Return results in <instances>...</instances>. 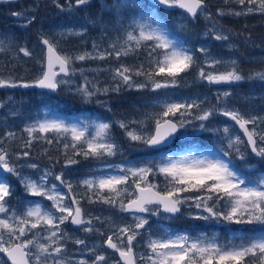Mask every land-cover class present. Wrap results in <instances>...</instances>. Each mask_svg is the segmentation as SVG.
Listing matches in <instances>:
<instances>
[{
	"label": "snow or ice",
	"instance_id": "1",
	"mask_svg": "<svg viewBox=\"0 0 264 264\" xmlns=\"http://www.w3.org/2000/svg\"><path fill=\"white\" fill-rule=\"evenodd\" d=\"M229 2L239 5V10L218 8L217 15L238 17L253 13L264 14V0H225L226 4ZM52 3L61 11L70 12L74 8L89 5L91 0H66V5L61 4L60 0H52ZM130 7L133 14L127 25H124L125 10ZM158 8L165 11L178 8L182 10V15L191 19H195L198 13L203 14L205 19L213 23L208 34L217 41H229V35L225 34L227 30L217 27L213 22V14L207 10L206 0H150L149 3L139 0L132 4L129 0H113L111 5L102 2V14L111 12L117 17L115 26L123 28L122 36L111 39L107 47H104L103 40L107 39L105 31L101 43H92V51L85 50L74 55L61 54L57 42L42 36L40 75L31 81L11 77L5 79L0 76V88L36 86L54 92L64 86L69 91L74 88L75 93L82 99L90 101L101 92H119L121 86L134 89L151 88L153 92L173 88L180 83V74L193 67L198 69V77L209 83H233L245 79L264 81V70L254 71L246 77L235 59L227 62L218 60L206 47L198 49L204 57L203 61H199L192 49L186 48L183 42L173 38L163 18L156 12ZM12 15L24 18L28 25L35 20L34 15L26 17L23 12H14ZM86 32L87 28L84 27L79 32L67 29L61 36H83ZM14 42L12 35L0 33V52L11 50ZM229 47L235 45L229 41ZM142 49L147 50V67L145 63L131 66L119 63L117 67L107 69L112 74V80L116 82L112 88H100L96 82L83 76L84 70L75 68L77 61H104L114 58L119 62L122 57L135 55ZM20 54L35 58L26 45L18 47L16 55ZM225 64L227 70L215 71L218 65ZM77 72L83 76L81 84H74L71 79ZM230 95V92H224L217 99L226 100ZM203 103L195 99L191 102L165 101L159 112L145 113L144 120L118 123L131 141L159 150L180 135L182 129L192 125L187 117L193 114V110H199L194 118L200 122V129H205L204 122L220 112L240 130L237 132L233 127L223 128L229 150L223 153L225 158H220L217 153L180 155L178 159L174 155H167L161 157L159 164L151 166L106 164L105 168H115L119 174L105 172L79 181L86 190L81 199L87 198L89 203L99 201L133 215L131 224H117L106 218L110 234L103 244L118 254L115 264H137L138 261L140 264H264V176L256 181L247 178L229 158L234 153L245 162V167H255L247 163L250 152L264 162V117L245 114L239 109H229L226 104L223 107L217 105L205 108ZM4 106L0 102V108ZM132 124L136 127L129 130ZM110 129L111 124L105 122L69 123L63 118L38 120L25 126L23 131L29 139L24 144V150L19 153L6 150L3 139L0 138V264H105V255L97 254L95 245L88 246L85 240L79 238L72 242L86 248L93 258L89 261L83 256L79 259L70 256L67 253V242L71 237L62 228V225L70 221L84 233L97 232L103 235L94 223H103L101 217L86 215L75 195L66 196L56 183H50L49 177L53 176L50 169H43L42 174L33 179L32 176L24 175L22 169L38 170L37 163L15 164L10 162V158L14 157L19 161L29 157L33 140H44L48 145L64 140L67 141L63 143L65 166L78 164L79 161L74 158L76 156L102 161L106 157L115 156L117 152ZM48 134H52L53 139H48ZM15 136L14 132L5 133L9 140ZM69 149L72 156L68 155ZM158 174L164 177L163 185L148 179L150 175ZM9 175L19 181L25 193L46 198L52 202L51 206L29 200L28 207L23 211L9 207V197L14 193ZM54 179L59 181V185L66 187L69 194L72 193L73 185L64 179L63 172L55 175ZM184 204L202 210L197 218L253 225L260 230L257 235L248 237L239 244L231 241L220 244L215 238L209 240L203 234L191 238L186 234L172 236L165 232L157 238H151L152 234L149 232L148 252L138 254L134 251V242L138 237H143L142 230L146 231V226L150 227L149 219L143 214H174L180 212Z\"/></svg>",
	"mask_w": 264,
	"mask_h": 264
},
{
	"label": "rangeland",
	"instance_id": "2",
	"mask_svg": "<svg viewBox=\"0 0 264 264\" xmlns=\"http://www.w3.org/2000/svg\"><path fill=\"white\" fill-rule=\"evenodd\" d=\"M134 1L135 0H129V3L132 4ZM102 2L111 5L113 0H111V3H108L105 0H93V5L86 7L81 6L78 11H75L77 8H74L70 12L61 11L55 7L52 0H0V33L10 34L15 40L14 44L11 46V50L0 52V76L5 79L11 77L17 80L22 79L24 81L36 79L41 72L39 61L43 58L42 46L40 44L42 36H46L50 40L57 42L62 54L74 55L85 50L92 51V43L94 41L96 43H101L106 31L107 39L103 40V46L107 47L111 39H115L117 36H122L123 28H113L114 23H111L112 21H103L102 25H99L93 20L91 8H99V10L95 12V17H97L99 12L102 11ZM41 6H44V10L42 11ZM218 8H233L239 10L240 6L231 2L226 4L225 0H210L209 5L207 6V10L213 14V22L217 27H223L227 30L225 34L229 35V41L235 45V47L230 48L229 41H217L212 35L208 34V30L212 28L213 23L205 19L203 14H198L195 19H191L186 15H182L181 11L175 12L169 16L170 20L166 26L170 31H175L181 36L183 39L181 41L183 42V45L186 48L192 49L199 61H203L204 57L203 54L198 52V49L206 47L211 52L212 56L218 60L227 62L235 59L238 62L242 74L246 77L254 71L264 70V34L262 35V31L264 32V26L261 22L247 24L249 17H255L261 14L253 13L247 16L238 17L226 15L221 17L217 15ZM14 12H23L26 17L34 15L35 24H26L24 18L12 15ZM83 12L86 14L84 19L77 15V13L81 15ZM132 14L133 13L131 12L125 19L127 23ZM252 25H254L256 29H254ZM82 27L87 28V32L83 36H61V33L65 32L67 29H73L75 32H79ZM253 30L255 32H253ZM175 39L180 41L177 38ZM25 45L33 52V57L35 58L25 57L23 54H20L19 56L16 55L18 47ZM146 56L147 50L142 49L135 55L122 57L119 62L114 58H109L104 61H77L75 68L84 70L83 76H87L90 81L96 82L100 88H112L115 87L116 82L112 80L111 72L107 71L109 67H117L119 63H124L128 66L145 63V67H147ZM125 61H129L130 63H126ZM206 70L212 69L206 68ZM225 70H227L226 64L218 65L215 69L217 72ZM197 73L198 69L193 67L186 73L180 74V77L178 78L180 83L175 87L160 89L155 92H153L151 88L134 89L124 86H121L119 92L109 91L107 94L101 92L92 98L93 101H95V103H93L94 106L104 105L108 106V108L111 106L112 110L107 113L103 112L100 116H96V118L92 119H89L86 116H73L72 119H66L57 116L52 111H48L50 109H46V107H44L43 115L41 117L24 113L23 115L20 113L18 108L19 102L15 97V95H20L18 92L16 93L15 89L22 88L28 90L33 88L19 86L15 88H0V102H3L5 105L3 108H0V138L3 139V146L6 150L13 153H19L24 150V144L29 137L23 130L26 125L38 120L63 118L69 123L87 121L89 124L99 122L111 124L110 134L117 145V152L115 156L106 157L102 161L95 160L91 157L84 159L81 156H76L74 158L79 161L78 164L65 166L63 143L67 141L64 140H61V142L56 145H48L44 140H33L31 148L29 149V157L20 159L19 161L14 157L10 158V162L15 164H25L26 162L37 163L39 165L38 170L29 168L22 169L24 175L32 176L33 179H36L42 174L43 169H50L53 172V176L49 177L50 183H56L60 187L62 193L66 196L75 195L77 199L80 200V205L84 209L86 215L101 217L103 223L95 221L94 223L95 227L99 228L103 235L97 232L84 233L79 227L75 228L76 226L74 227L71 225L70 221L62 225L64 231L69 237H71L67 242V253L70 256H73L76 259L83 256L84 258L89 259V261L93 258L91 253L87 252L86 248L75 245L72 242V240L79 238L85 240L88 246L95 245L97 248V254L105 255V264H115V261L118 259V254L114 253L103 244L107 235L110 234L106 218H110L117 224H131L133 221V215L131 213L121 212L118 208L111 207L99 201L89 203L87 198L81 199V195L86 190L83 185L79 184V181L88 178L91 175H100L105 172H111L114 175L119 174L118 170L115 168H105L106 164H126V166L142 167L145 165L151 166L153 164H159L161 162V157L167 155H174V158L178 159L180 155L199 156L201 154H211L210 152H198L195 150L178 154L166 153L159 156L151 153L143 162H140L135 159L134 155L141 151L151 149L140 142L131 141L126 135L125 130L119 126L118 122L124 121L125 123H129L131 121L139 122L144 120L145 113L159 112L165 101L191 102L194 99L203 101V107L205 108L217 105L223 107L226 104L229 109H239L245 114L264 117V81L258 79H245L240 82H233L230 85H214L211 83L213 86H210L208 81L200 79ZM83 76L77 72L71 77V79L74 84H81L83 83ZM62 88L63 90L58 95L70 98L71 101L74 100L80 105L84 104L82 98L75 93L74 88L72 91H69V89L64 86H62ZM224 92H230L231 95L226 98V100L218 101V95L222 97ZM33 94L37 95L42 100L43 104L50 103V93L35 89ZM110 98L115 100L113 106L109 103ZM124 101L128 102L125 103ZM108 114L111 115V118H108V116H110ZM198 114L199 110H193V114L187 117V119L192 121L194 127L190 125L187 129H182L180 134L182 139L209 131L213 132L217 139L223 140L227 147V140L224 138V133L222 131L223 128L233 127L239 132L237 127L226 121L224 117L220 118V122H215L218 113L214 114L208 121L204 122L205 129H200V122L194 118ZM105 119H107V121H105ZM135 127L136 125L132 124L130 125L129 130ZM216 129H219L220 131H216ZM6 132L16 133L15 138L11 140L7 139L5 137ZM48 139L53 138L48 137ZM36 141L42 144L45 148H36V146L33 145ZM45 149H47V152L59 151L58 154L52 155V165H49L46 160H40L41 155H45V159L48 160ZM31 155L38 157L34 160L31 159ZM68 155L72 156L71 149L68 150ZM253 158L254 155L249 152L247 162L252 161ZM236 159L241 161L237 156ZM61 172L64 173V179L70 181L73 185L71 194H69L67 188L63 186L65 189L64 191L62 185H59V181L54 179V176ZM262 176H264V174L259 176V178ZM8 179L14 186V193L9 197V207L15 208L17 211H23L28 207L27 201L29 200L40 201L44 206H51L52 202L48 201L46 198L31 196L25 193L23 186L18 180H16V178L9 175ZM148 179L160 185L164 184V177L159 174L156 176L150 175ZM180 210L182 211L181 215L178 214L174 216V218L165 213H162L160 216L143 214L149 219L150 227L146 226V231L142 230L143 237H138L137 241L134 242V251L138 254H146L148 252L147 244L149 241V232L152 234L151 238H157V236H161L165 232L172 236L186 234L191 238H197L203 234L207 236L209 240L215 238L216 242L220 244H227L229 237L232 239L231 242L236 244H239L244 240L240 235L238 238L231 236L232 232H230V230L237 224H229L227 222L218 221L214 218L208 220L197 218L202 210L189 207L187 204L182 205ZM197 220L216 222L219 227L224 226L226 230L219 231L214 229L207 231L209 229ZM193 221L196 222L193 223ZM222 236L228 237L227 241L221 240L220 237ZM137 264H140V262L138 261Z\"/></svg>",
	"mask_w": 264,
	"mask_h": 264
},
{
	"label": "trees",
	"instance_id": "3",
	"mask_svg": "<svg viewBox=\"0 0 264 264\" xmlns=\"http://www.w3.org/2000/svg\"><path fill=\"white\" fill-rule=\"evenodd\" d=\"M108 3H111V0H106ZM206 2H210V0H206ZM44 10V6H41V11ZM79 9H75V11H78ZM99 10V8L96 9H92L91 8V13H92V18L94 21H99L96 22L99 25H102L103 21H112L111 23H114V27L113 28H119L115 26V22L117 20V17L112 14L111 12H103L102 11L99 12L98 16L95 17V12H97ZM132 12V8H128L125 10V16H124V20L123 23L124 25L127 24V21L125 20L129 14ZM157 13L159 14V16L161 15V10L157 9ZM78 17L84 19V17H86V14L83 12L81 15H79L77 13ZM256 22H261L262 25L264 26V15H258L255 17H249L247 24L248 23H252L255 24ZM35 22L32 23V25H34ZM254 29H256V27L254 25H252ZM232 28V26H231ZM253 32H255L253 30ZM264 34V32L262 31V35ZM16 93L18 92L20 96H16V100L19 102V110L21 114H28V115H33V116H37L40 115L42 113V109H44V107H48V108H54L56 107L55 105H64L61 106L60 108H63L62 110L58 109L61 111V113L71 116L73 114H75V110L80 113H85L87 115H100L103 112H110L112 110L111 106L110 108H108V106H104V105H98V106H94L93 103H95V101L90 100V101H86L84 99H82L84 101V104L81 105V108H77V106L79 105L78 102L76 101H71L70 98H63L61 96H59L58 94H53L50 95V104L46 103L43 104L42 100L35 94H33V91L35 89H22V88H17L15 89ZM63 90V88H61V91ZM54 98H56L54 100ZM125 103H127L128 101H124ZM110 105L113 106V104L115 103V100L113 98H110L109 101ZM23 114V115H24ZM209 132H202L201 134H197L194 135L190 138L187 139H183L181 141H179L178 143L176 142L172 149H187V148H193V147H198L199 149L204 148L205 146H216V145H220L221 142H223V140H220L221 142H219L217 139L215 138H211L210 139V135L207 134ZM48 137L53 138V136L51 134H48ZM210 139V140H209ZM34 146H36V148L40 147V148H45L42 144H40L39 142H35ZM149 150L147 151H141V161H144L145 156L148 154ZM234 154V153H233ZM231 155V154H230ZM235 155V154H234ZM235 160V159H234ZM248 164L251 165H256V160H252L247 162ZM256 231H253L254 228H248V235L249 237H252L255 233H257V231H259V227L258 226H254ZM257 264H259V262H257Z\"/></svg>",
	"mask_w": 264,
	"mask_h": 264
},
{
	"label": "water",
	"instance_id": "4",
	"mask_svg": "<svg viewBox=\"0 0 264 264\" xmlns=\"http://www.w3.org/2000/svg\"><path fill=\"white\" fill-rule=\"evenodd\" d=\"M38 88H39V87H38ZM40 89H41V88H40ZM43 90H47V91L53 92V91L48 90V89H43ZM54 92H56V91H54ZM172 140H173V139H172ZM172 140H170L169 143H170ZM169 143H168V144H169ZM166 145H167V144H166ZM178 213H179V212H178ZM171 214H172V213H171ZM176 214H177V213H174V214H172V215H176ZM74 226H76V225H74ZM76 227H79V226H76Z\"/></svg>",
	"mask_w": 264,
	"mask_h": 264
},
{
	"label": "flooded vegetation",
	"instance_id": "5",
	"mask_svg": "<svg viewBox=\"0 0 264 264\" xmlns=\"http://www.w3.org/2000/svg\"><path fill=\"white\" fill-rule=\"evenodd\" d=\"M92 1H93V0H91V3H92ZM60 3L66 5V0H60ZM84 7H86V6H84Z\"/></svg>",
	"mask_w": 264,
	"mask_h": 264
}]
</instances>
